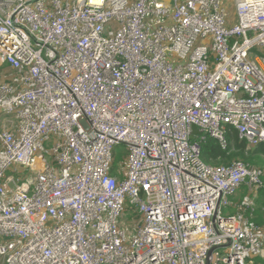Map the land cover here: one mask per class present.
I'll list each match as a JSON object with an SVG mask.
<instances>
[{
  "label": "built area",
  "instance_id": "obj_1",
  "mask_svg": "<svg viewBox=\"0 0 264 264\" xmlns=\"http://www.w3.org/2000/svg\"><path fill=\"white\" fill-rule=\"evenodd\" d=\"M235 6L0 0L3 264H264V170L202 157L264 144V0Z\"/></svg>",
  "mask_w": 264,
  "mask_h": 264
},
{
  "label": "trees",
  "instance_id": "obj_2",
  "mask_svg": "<svg viewBox=\"0 0 264 264\" xmlns=\"http://www.w3.org/2000/svg\"><path fill=\"white\" fill-rule=\"evenodd\" d=\"M228 148L224 150L214 139H207L203 144V160L209 166L230 167L235 163H245L251 166L260 167L264 170V144L258 145L255 149H248L247 143L239 139L237 131L230 128L227 133ZM248 194V189L242 188L241 193L233 198L235 202L243 200ZM264 210V190H261L256 201L255 217L257 223L263 225L262 217Z\"/></svg>",
  "mask_w": 264,
  "mask_h": 264
},
{
  "label": "rangeland",
  "instance_id": "obj_3",
  "mask_svg": "<svg viewBox=\"0 0 264 264\" xmlns=\"http://www.w3.org/2000/svg\"><path fill=\"white\" fill-rule=\"evenodd\" d=\"M236 0H223L224 5L228 9V12L230 14V17L232 19L236 18V6H235ZM3 73V68H0V75ZM126 151V146L125 145H120L116 147L115 149V156H116V161H122ZM260 168V167H259ZM13 172L8 171V174H12ZM29 175V173H26V176ZM239 194V193H238ZM260 195V194H259ZM239 197V196H238ZM238 197L236 199H238ZM259 198V197H258ZM257 201V200H256ZM236 211L233 209V206L225 208L224 209V215H234ZM263 218H264V212H263ZM264 222V221H263ZM0 264H3L2 261H0Z\"/></svg>",
  "mask_w": 264,
  "mask_h": 264
},
{
  "label": "crops",
  "instance_id": "obj_4",
  "mask_svg": "<svg viewBox=\"0 0 264 264\" xmlns=\"http://www.w3.org/2000/svg\"><path fill=\"white\" fill-rule=\"evenodd\" d=\"M244 188H246V187H244ZM246 189H247V188H246ZM241 190H242V189H241ZM240 193H241V191L239 192V194H240ZM239 194H238V195H239ZM238 195H237V196H238ZM237 196H236V197H237ZM234 198H235V197H234ZM231 202H232L233 209L236 210V209H235V206L238 205V204L240 203V201L235 202V201L233 200V198H232ZM263 212H264V210H263ZM256 219H257V215H256V218H255V221H257ZM262 221H264V218H263V217H262ZM263 225H264V222H263Z\"/></svg>",
  "mask_w": 264,
  "mask_h": 264
},
{
  "label": "water",
  "instance_id": "obj_5",
  "mask_svg": "<svg viewBox=\"0 0 264 264\" xmlns=\"http://www.w3.org/2000/svg\"><path fill=\"white\" fill-rule=\"evenodd\" d=\"M193 130H194V133H195V134H198L199 130L197 129V127H194ZM199 133H200V132H199ZM192 139H193V137H192Z\"/></svg>",
  "mask_w": 264,
  "mask_h": 264
}]
</instances>
